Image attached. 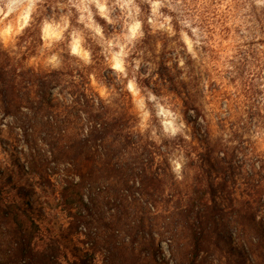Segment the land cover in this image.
<instances>
[{
	"label": "trees",
	"instance_id": "obj_1",
	"mask_svg": "<svg viewBox=\"0 0 264 264\" xmlns=\"http://www.w3.org/2000/svg\"><path fill=\"white\" fill-rule=\"evenodd\" d=\"M233 1L255 9L251 0ZM255 21L263 35L264 13ZM17 42L14 50L0 44V112L30 116L31 123L20 126L29 157L24 174L44 191L48 185L68 219L67 236L82 240L70 248L64 236L44 229L28 193L0 177V264H200L212 250L216 264H264V156L242 147L237 184L233 156L239 150L230 141L213 139L198 125L189 141L177 137L158 145L133 131L124 109L107 106L92 91L91 68L74 58L57 70L26 65L42 45L40 19ZM257 58V66L243 67V98L250 106L264 105V98H256L264 81L263 50ZM176 66L161 64L156 72L170 92L179 85L169 76ZM184 95L183 106H194ZM246 128L232 134L243 135ZM32 135L37 139L29 140ZM172 149L185 154V170L191 171L181 183L166 176ZM58 167L66 176L55 190L51 177ZM230 224L242 234V245L233 247L225 236Z\"/></svg>",
	"mask_w": 264,
	"mask_h": 264
},
{
	"label": "rangeland",
	"instance_id": "obj_2",
	"mask_svg": "<svg viewBox=\"0 0 264 264\" xmlns=\"http://www.w3.org/2000/svg\"><path fill=\"white\" fill-rule=\"evenodd\" d=\"M251 4L254 10L233 0H0V44L14 50L33 19H40L42 45L26 65L57 70L74 58L80 67L91 68L92 91L107 106L124 109L132 116L133 131L158 145L177 137L189 141L192 127H206L213 139L228 140V146L239 150L233 156V172L242 184V147L264 156V105L245 103L242 88L244 64L257 66V51H264V45L257 44L264 34L255 21L264 13V0ZM144 33L148 40L139 45ZM161 64L177 65L169 74L173 83L179 82L172 92L156 75ZM257 89L259 101L264 98V81ZM186 92L194 106H183ZM29 117L24 110L15 117L0 112V177L6 186L28 193L44 229L64 236L68 247H80L82 238L67 236L68 219L48 185L41 184L47 187L44 191L24 174L29 157L20 126L30 124ZM243 125V135L240 131L234 136L232 132ZM167 155L166 176L177 183L190 178L185 154L172 149ZM65 176L64 167L55 170V190ZM225 236L233 247L242 245L235 226L228 225ZM160 248L168 261L166 244ZM214 257L209 251L200 264H216Z\"/></svg>",
	"mask_w": 264,
	"mask_h": 264
},
{
	"label": "bare ground",
	"instance_id": "obj_3",
	"mask_svg": "<svg viewBox=\"0 0 264 264\" xmlns=\"http://www.w3.org/2000/svg\"><path fill=\"white\" fill-rule=\"evenodd\" d=\"M28 18V17H27Z\"/></svg>",
	"mask_w": 264,
	"mask_h": 264
}]
</instances>
